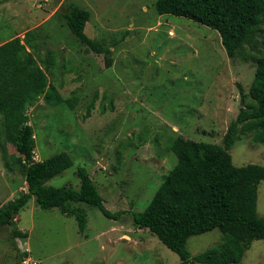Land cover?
Returning <instances> with one entry per match:
<instances>
[{
	"label": "rangeland",
	"instance_id": "1",
	"mask_svg": "<svg viewBox=\"0 0 264 264\" xmlns=\"http://www.w3.org/2000/svg\"><path fill=\"white\" fill-rule=\"evenodd\" d=\"M155 0H0V42L18 37L46 72L64 102L41 95L25 110L33 126L34 159L67 152L72 165L45 184L78 189L85 168L110 211L85 209L84 233L73 215L41 208L33 198L9 225L0 226V264H176L178 254L131 212L141 211L176 162L170 142L178 135L222 144L227 126L249 99L255 71L251 58L229 57L216 30L183 16L158 14ZM69 3L90 13L85 33L111 49L103 54L82 43L63 15ZM259 50H263L262 47ZM0 132V205L27 188L10 165L15 154ZM232 165L264 166V144L237 133ZM257 212L264 216V180L257 186ZM26 238L8 236L14 231ZM221 240L218 229L193 235L186 248L194 256ZM24 256V257H25ZM23 259V258H22ZM195 264H206L196 262ZM234 264V263H229ZM236 264H264V239L253 240Z\"/></svg>",
	"mask_w": 264,
	"mask_h": 264
},
{
	"label": "trees",
	"instance_id": "2",
	"mask_svg": "<svg viewBox=\"0 0 264 264\" xmlns=\"http://www.w3.org/2000/svg\"><path fill=\"white\" fill-rule=\"evenodd\" d=\"M158 14L183 16L217 31L229 57L251 58L255 71L249 87V99L241 95L242 105L230 121L222 144L196 141L176 136L170 149L176 162L141 211L131 212L138 228L154 233L167 248L178 254L176 264L239 263L253 240L264 239V216L257 212V186L264 180V166L232 165L229 149L237 133H251L254 143L264 144V0H155ZM64 17L78 39L91 51L103 54L104 67L111 65V49L85 33L90 13L69 3ZM262 47L263 50H259ZM53 104L64 102L46 72L18 37L0 42V132L4 141L15 149L5 164L17 169L27 188L18 197L0 205V226L9 225L14 213L34 201L44 209L57 208L73 215L78 231L84 233L86 212L76 203L96 207L105 217L118 219L122 211H110L85 168H78V189L50 186L47 180L72 165L67 152L54 153L46 159H34L33 126L26 106L39 96ZM6 145V146H5ZM218 229L221 240L191 256L187 240L212 229ZM27 233L12 231L9 242L16 249L15 238ZM18 255L21 263L26 255Z\"/></svg>",
	"mask_w": 264,
	"mask_h": 264
},
{
	"label": "built area",
	"instance_id": "3",
	"mask_svg": "<svg viewBox=\"0 0 264 264\" xmlns=\"http://www.w3.org/2000/svg\"><path fill=\"white\" fill-rule=\"evenodd\" d=\"M21 264H38V262L34 259H32L30 256H25L21 260Z\"/></svg>",
	"mask_w": 264,
	"mask_h": 264
}]
</instances>
